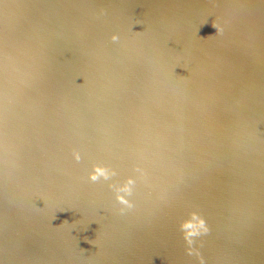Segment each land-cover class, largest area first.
Segmentation results:
<instances>
[{
	"label": "water",
	"instance_id": "95a60500",
	"mask_svg": "<svg viewBox=\"0 0 264 264\" xmlns=\"http://www.w3.org/2000/svg\"><path fill=\"white\" fill-rule=\"evenodd\" d=\"M0 264H264V0H0Z\"/></svg>",
	"mask_w": 264,
	"mask_h": 264
}]
</instances>
